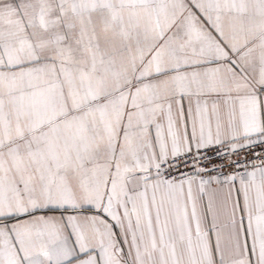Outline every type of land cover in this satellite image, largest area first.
I'll list each match as a JSON object with an SVG mask.
<instances>
[{
  "label": "snow or ice",
  "instance_id": "1",
  "mask_svg": "<svg viewBox=\"0 0 264 264\" xmlns=\"http://www.w3.org/2000/svg\"><path fill=\"white\" fill-rule=\"evenodd\" d=\"M0 264H264V0H0Z\"/></svg>",
  "mask_w": 264,
  "mask_h": 264
}]
</instances>
